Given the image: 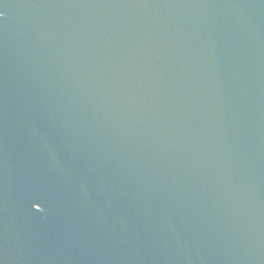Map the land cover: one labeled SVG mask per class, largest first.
I'll return each instance as SVG.
<instances>
[{"label":"water","instance_id":"95a60500","mask_svg":"<svg viewBox=\"0 0 264 264\" xmlns=\"http://www.w3.org/2000/svg\"><path fill=\"white\" fill-rule=\"evenodd\" d=\"M0 264H264V0H0Z\"/></svg>","mask_w":264,"mask_h":264}]
</instances>
